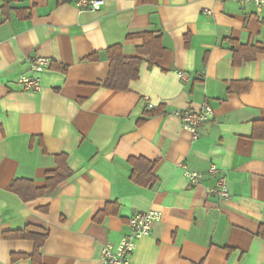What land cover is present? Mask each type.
I'll return each instance as SVG.
<instances>
[{"label": "crops", "instance_id": "obj_1", "mask_svg": "<svg viewBox=\"0 0 264 264\" xmlns=\"http://www.w3.org/2000/svg\"><path fill=\"white\" fill-rule=\"evenodd\" d=\"M102 1L80 12L76 0H0V264H100L101 249L144 211L162 216L131 264H264V54L232 59L235 46L264 44V9ZM144 33L159 38L160 55ZM113 46L141 59L126 91L103 85ZM36 58L49 67L33 72ZM21 78H36L39 91H21ZM204 104L213 115L193 141L174 112ZM59 156L70 176L53 191L24 201L9 190L45 188ZM142 158L154 164L152 187L131 179L129 160ZM211 165L226 176V201L206 191ZM183 168L202 174L201 185L189 189ZM29 227L47 233L39 254L30 240L6 238Z\"/></svg>", "mask_w": 264, "mask_h": 264}, {"label": "built area", "instance_id": "obj_2", "mask_svg": "<svg viewBox=\"0 0 264 264\" xmlns=\"http://www.w3.org/2000/svg\"><path fill=\"white\" fill-rule=\"evenodd\" d=\"M222 3L233 2L241 6H254L258 11L264 9V0H217ZM103 5L102 0H76L75 7L80 11L98 12ZM204 14L209 15V11ZM31 70L33 72H42L49 67V62L43 58H36L31 61ZM177 76L182 81H187V75L177 73ZM18 84L23 92H37L40 89L39 81L36 78H21ZM151 109L152 106L148 105ZM213 115V109L210 105L204 104L200 110H183L175 111L174 116L181 122L182 129L189 133L192 140H197L198 130L201 126L208 124ZM184 170V177L188 182V188L192 189L200 186L203 180V175L196 172ZM209 177L215 179L214 187L207 188L209 195L215 197L219 201H226L229 198L227 191L226 176L218 170L214 165L209 166L207 171ZM161 212L148 211L138 213L132 216L128 221L130 233L124 237L116 247L105 246L99 254L100 264H131L130 258L135 248V242L140 238L150 235L152 227L155 223L161 220Z\"/></svg>", "mask_w": 264, "mask_h": 264}, {"label": "trees", "instance_id": "obj_3", "mask_svg": "<svg viewBox=\"0 0 264 264\" xmlns=\"http://www.w3.org/2000/svg\"><path fill=\"white\" fill-rule=\"evenodd\" d=\"M137 36L143 38L144 40H151V42H153L155 44L154 46L157 48L156 55L161 54L162 48L160 47V40L158 37H154L153 34L150 33H144ZM235 48V51L233 49L234 58H232L235 65L251 62L255 60L257 55L264 54V44H258L254 46L238 45L235 46ZM139 52L143 51H140L139 49ZM106 53L110 62V66L103 85L110 90L126 91V89H128V83L138 78L141 59L138 57L130 59L123 58L120 46L110 47L107 49ZM142 122L143 121H140L139 124ZM64 158V156H59L56 158L58 168L56 171L50 172L48 174L45 188L35 189L30 182H14L10 185L9 190L20 195L24 201H28L35 197H41L48 190L53 191L58 184L70 176V172L67 169ZM129 162L133 167L131 179L134 181V183L144 187H152L155 185L157 179L152 174L154 169L153 163L147 162L143 160V158L139 160L131 159ZM19 186H22L23 188ZM12 236L34 242L36 253L39 252L45 240H47V233L39 229V227H29L24 231L7 235L6 238H10ZM257 236L264 239V226L260 227Z\"/></svg>", "mask_w": 264, "mask_h": 264}]
</instances>
